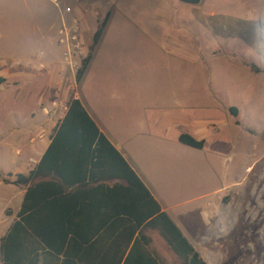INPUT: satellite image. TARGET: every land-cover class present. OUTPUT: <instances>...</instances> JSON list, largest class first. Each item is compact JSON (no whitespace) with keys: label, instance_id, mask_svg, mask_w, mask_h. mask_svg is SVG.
<instances>
[{"label":"rangeland","instance_id":"rangeland-1","mask_svg":"<svg viewBox=\"0 0 264 264\" xmlns=\"http://www.w3.org/2000/svg\"><path fill=\"white\" fill-rule=\"evenodd\" d=\"M56 1L0 0V75L7 79L0 85V240L24 190L12 182L35 165L72 96L92 103L120 137L151 138L167 134L171 117L159 122L156 114L179 96L188 109L175 116L217 128L208 132L214 144L204 176L187 180L184 222L205 244L209 264H264V0H163L152 21L143 2L153 0H121L80 83L77 71L109 8L82 5L84 17L62 20ZM72 1L66 6L74 11ZM74 18L80 46L67 61L60 30ZM15 152L26 159L17 162ZM151 249L164 264H183L157 237Z\"/></svg>","mask_w":264,"mask_h":264},{"label":"trees","instance_id":"trees-1","mask_svg":"<svg viewBox=\"0 0 264 264\" xmlns=\"http://www.w3.org/2000/svg\"><path fill=\"white\" fill-rule=\"evenodd\" d=\"M109 19L110 12L98 24L77 71L78 83ZM6 81L0 75V85ZM230 111L238 117L237 107ZM179 142L197 149L206 144L188 133L181 134ZM13 183L26 191L16 220L0 240L1 264H163L151 252L145 229L156 231L183 264H209L161 211L76 96L70 98L39 163L28 174H18Z\"/></svg>","mask_w":264,"mask_h":264},{"label":"crops","instance_id":"crops-1","mask_svg":"<svg viewBox=\"0 0 264 264\" xmlns=\"http://www.w3.org/2000/svg\"><path fill=\"white\" fill-rule=\"evenodd\" d=\"M72 2L74 1L72 0L56 1V4L60 5V8H58V10L60 9V12L62 14V20L64 18H70L71 16L72 17L76 16L77 18L84 17L85 13L82 10L83 8L82 5H90L98 8L100 7L109 8L107 11L110 12V19L103 33L104 36L107 31V28H109V25L112 21L114 10L116 7L120 6L119 2H121V0H76L75 4H73L74 6H76L75 10L73 11V8L68 6L72 11L71 13H68V7L66 5H69ZM143 3H147L145 4V7L147 9V11L145 12L147 14L145 16L146 20L152 21V18L154 17V16L151 17L150 15L152 12L156 13L154 19H158V14L160 15L162 14V12L157 10L155 7H157L158 4H161L162 6L164 4L163 0L144 1ZM90 17L95 18L94 15H90ZM88 25L89 24L86 23V26L85 25L84 26L88 28ZM99 44L97 45V47L99 46ZM96 49L81 81H83L88 75L90 66L92 65V62L95 58L94 56L96 54ZM53 60L54 59L48 61H53ZM159 83L163 86L165 84V81H158L157 84ZM76 97L81 100L83 106L85 107L89 115L92 117V119L95 121L100 131L120 151V153L128 161L131 167L136 171L139 177L146 184V186L151 192V195L158 202L161 211L166 212L173 219V221L179 226V228L182 230V232L188 238L191 244L200 252L203 259L207 261V251L205 250V244L197 245V242L194 240L193 234L190 233L188 226L183 220V216L179 208L184 203L181 200L187 196V193L189 191L187 180H190L191 178H193V175L196 174L200 175L201 177L204 176V169L205 167H207V148L209 147L210 144L211 145L214 144L213 139L210 137L208 132H210L211 129L216 131L217 130L216 126H211V124L210 125L208 124L207 126V121H197L193 124H190L189 122L175 116L176 112L180 110L182 106L184 109H188L187 105L180 106L181 99L179 96H177L166 101V103L161 108L163 110L159 111L156 114V118H157L156 120H159V122H161L163 118L171 117L170 121L173 123V125L168 126V130L166 131L167 134L165 136H163L162 138H158V137L151 138L148 135H144V134L136 135V134L126 133L124 137H120L119 134H117V132H115L109 126V124L105 121L103 116L98 112V110L93 106L92 103L88 102L87 99L82 97V95H80L79 93H77ZM183 133L191 134L198 140H205L206 141L205 147L203 149H197L182 144L181 142H179V136ZM53 135L54 132L52 136L49 138V140H47V142H44V144L41 146L42 147L41 155L39 159H37L35 165L28 171V173L31 170H33L41 160L42 156L44 155V153L46 152L52 141ZM171 147H174V149L176 150H180L181 155H179L176 152L175 153L177 155H175V153L171 150ZM31 149L35 151V146L33 145V148L31 147L30 150ZM165 149L168 152L162 153L161 151ZM14 154L19 159L17 160V162L26 159L25 155H20L17 154L16 152ZM13 163H16V161L14 160ZM19 174H23V173H19ZM13 185L24 187L21 204H20V208H21L26 187L23 185H16L14 183ZM16 218L14 219V221L16 220ZM144 233L151 239V246H150L151 252L154 255H156L158 259L164 264L163 260L159 257V255L151 248L154 237L159 238L162 243L166 245L168 244L157 234L156 231L152 229H145Z\"/></svg>","mask_w":264,"mask_h":264},{"label":"built area","instance_id":"built-area-1","mask_svg":"<svg viewBox=\"0 0 264 264\" xmlns=\"http://www.w3.org/2000/svg\"><path fill=\"white\" fill-rule=\"evenodd\" d=\"M68 12H71V9H68ZM80 32L81 29L76 18H74L72 25L68 26L64 24L63 28L60 30V43L66 46L67 51L65 52V56L67 61L71 60L73 54L80 46Z\"/></svg>","mask_w":264,"mask_h":264}]
</instances>
